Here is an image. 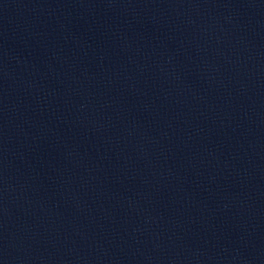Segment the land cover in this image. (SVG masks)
Here are the masks:
<instances>
[{"label":"water","instance_id":"obj_1","mask_svg":"<svg viewBox=\"0 0 264 264\" xmlns=\"http://www.w3.org/2000/svg\"><path fill=\"white\" fill-rule=\"evenodd\" d=\"M0 264H264V0H0Z\"/></svg>","mask_w":264,"mask_h":264}]
</instances>
